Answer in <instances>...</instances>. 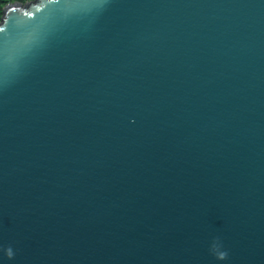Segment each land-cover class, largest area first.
Masks as SVG:
<instances>
[{
    "label": "water",
    "instance_id": "water-1",
    "mask_svg": "<svg viewBox=\"0 0 264 264\" xmlns=\"http://www.w3.org/2000/svg\"><path fill=\"white\" fill-rule=\"evenodd\" d=\"M0 264H264V0L5 5Z\"/></svg>",
    "mask_w": 264,
    "mask_h": 264
},
{
    "label": "clouds",
    "instance_id": "clouds-1",
    "mask_svg": "<svg viewBox=\"0 0 264 264\" xmlns=\"http://www.w3.org/2000/svg\"><path fill=\"white\" fill-rule=\"evenodd\" d=\"M6 255H7L9 258H12L13 253H12L11 250L9 249V250H7V252H6ZM226 258H227V252H226V251L221 250V251L216 252V259H218V260H225Z\"/></svg>",
    "mask_w": 264,
    "mask_h": 264
},
{
    "label": "trees",
    "instance_id": "trees-1",
    "mask_svg": "<svg viewBox=\"0 0 264 264\" xmlns=\"http://www.w3.org/2000/svg\"><path fill=\"white\" fill-rule=\"evenodd\" d=\"M28 1H30V0H0V17L2 15V10H3L5 5L10 4V3H14V2L24 4Z\"/></svg>",
    "mask_w": 264,
    "mask_h": 264
}]
</instances>
